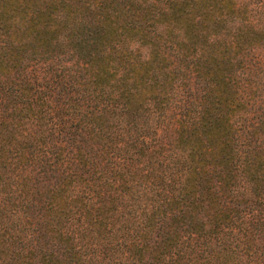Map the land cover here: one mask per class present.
<instances>
[{"label": "trees", "instance_id": "1", "mask_svg": "<svg viewBox=\"0 0 264 264\" xmlns=\"http://www.w3.org/2000/svg\"><path fill=\"white\" fill-rule=\"evenodd\" d=\"M0 264H264V0H0Z\"/></svg>", "mask_w": 264, "mask_h": 264}]
</instances>
